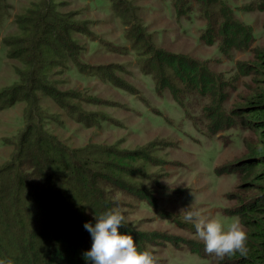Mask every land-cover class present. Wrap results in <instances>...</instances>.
<instances>
[{"label": "rangeland", "instance_id": "1", "mask_svg": "<svg viewBox=\"0 0 264 264\" xmlns=\"http://www.w3.org/2000/svg\"><path fill=\"white\" fill-rule=\"evenodd\" d=\"M35 1L9 0L11 7L0 22V90L20 82L13 65L22 66L7 57L3 39L16 29L14 15ZM56 1L62 2V11H77L76 20L89 28V34L73 35L86 66L83 72L71 61L55 66L49 82L52 93L38 92L40 106L32 120L41 119L71 147L92 143L146 149L150 157L143 172L128 183L155 201L119 192L127 221L158 233L149 248L159 264H217L212 256L205 253L203 258L192 251L191 241L199 250L205 246L183 213L196 209L225 226L241 223L233 210L241 199L258 194L255 189L241 190L245 180L229 172V165H238L260 143L259 134L242 116H247L243 109L248 101L264 92V77L241 70L253 64L256 50L264 51V0H223L237 20L252 27L255 38L248 48H233L228 54L220 51V40L208 44L202 39L209 19L219 15L213 5L183 0L179 7L184 15L177 16L173 0H131L133 8L121 6L126 14L121 17L113 13L111 0ZM134 13L154 45L185 53L215 74L216 91L226 94L221 105L224 119L213 114L210 94L177 80L178 101L168 88L157 91L153 74L142 68L149 56L145 43L134 47V37L126 34L123 22H135ZM26 106L21 100L0 109V167L12 158V142L27 126Z\"/></svg>", "mask_w": 264, "mask_h": 264}, {"label": "trees", "instance_id": "2", "mask_svg": "<svg viewBox=\"0 0 264 264\" xmlns=\"http://www.w3.org/2000/svg\"><path fill=\"white\" fill-rule=\"evenodd\" d=\"M111 1L113 13L121 17L126 15L121 6L126 10L133 8L131 0ZM181 1L173 0L177 16L184 15L179 7ZM195 1L217 7L219 14L207 22L202 34L205 42L220 40L219 48L224 54L252 44V27L237 20L223 0ZM61 5L56 0L32 2L23 13L14 15L16 29L3 39L7 57L22 66L13 65L20 82L0 90V109L22 100L27 103L28 116L25 130L12 142V158L0 167V260H12L13 264H92L84 257L92 246V236L84 224L94 225L95 214L109 209H118L125 216L119 192L155 201L144 189L128 183V179L143 172L150 157L146 149L121 150L92 143L71 147L51 133L41 119L32 120L40 106L38 92L52 93L49 82L54 67L71 61L83 72L86 66L73 35L89 34V28L76 20L77 11H62ZM10 7L9 0H0V22ZM132 19L135 22H123L128 29L126 34L134 37V47L145 43L149 56L142 68L153 74L157 91L168 88L178 101L177 80V84L210 94L213 114L224 119L221 105L226 94L216 91L215 74L185 53L154 45L146 25L137 22L136 13ZM254 56L253 64L242 65L241 71L246 74L253 70L264 77V51L256 50ZM243 111L247 116L242 117L248 128L259 134L260 143L238 165H229V172H237L245 181L252 179V185L240 184L239 188L255 189L258 194L241 199L233 210L240 214L241 224L248 232V255L237 253L219 264H264V92L253 96ZM119 231L132 235L140 251L154 253L149 244L156 243L157 232L140 230L129 222ZM193 243L190 242L192 251L206 258L205 252Z\"/></svg>", "mask_w": 264, "mask_h": 264}, {"label": "clouds", "instance_id": "3", "mask_svg": "<svg viewBox=\"0 0 264 264\" xmlns=\"http://www.w3.org/2000/svg\"><path fill=\"white\" fill-rule=\"evenodd\" d=\"M183 220L194 225L198 239L205 246V253L212 256L217 264L237 253L242 257L248 255V232L239 221L225 226L196 209L185 211ZM95 221L94 225L90 222L84 224L92 236V246L84 257L92 264H159L157 255L151 251H140L132 235L119 231L128 223L121 211L109 209L100 215L95 214ZM0 264L13 262L0 260Z\"/></svg>", "mask_w": 264, "mask_h": 264}, {"label": "water", "instance_id": "4", "mask_svg": "<svg viewBox=\"0 0 264 264\" xmlns=\"http://www.w3.org/2000/svg\"><path fill=\"white\" fill-rule=\"evenodd\" d=\"M253 183H254V181H252V180H246L245 182H243V183L241 184V187L250 186V185H252Z\"/></svg>", "mask_w": 264, "mask_h": 264}]
</instances>
